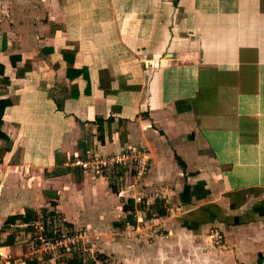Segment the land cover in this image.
Returning <instances> with one entry per match:
<instances>
[{
	"label": "crops",
	"instance_id": "crops-1",
	"mask_svg": "<svg viewBox=\"0 0 264 264\" xmlns=\"http://www.w3.org/2000/svg\"><path fill=\"white\" fill-rule=\"evenodd\" d=\"M72 51L87 81L66 76ZM0 99V264H23L6 218L50 198L72 228L105 233L130 200L135 225L97 242L117 264L264 261V0H0ZM132 146L148 171L113 192L63 167ZM156 201L165 215L149 218Z\"/></svg>",
	"mask_w": 264,
	"mask_h": 264
},
{
	"label": "built area",
	"instance_id": "built-area-1",
	"mask_svg": "<svg viewBox=\"0 0 264 264\" xmlns=\"http://www.w3.org/2000/svg\"><path fill=\"white\" fill-rule=\"evenodd\" d=\"M152 68H157L158 63L154 61L151 64ZM150 163V154L146 148L140 146H132L128 148H123L118 152L111 153H100V152H83L75 153L74 155L68 157L63 163V167L76 169L80 171L83 175L89 176L91 179H110L116 178L119 181L124 182L126 179H134V183L138 182L139 179L145 177ZM131 192V191H130ZM120 197L121 191L118 193ZM131 197L138 203L141 201V197L134 196ZM35 211L36 220L29 224L28 234L32 235V240L34 246H44V251L48 253H53L54 251L61 254L70 253L76 250H85V246L93 245L87 240L90 239L89 235L82 232L80 229H67L66 234L63 230L59 228L51 230L50 236L46 237L45 229L43 227V220L41 215ZM58 222V220H55ZM55 223V222H54ZM46 224L50 225V221H46ZM27 225H23L25 228ZM66 229V228H65ZM124 233V231H123ZM151 238L156 237V232H152ZM206 238L214 246H221L223 236L220 231L216 228H211L207 231ZM93 241L96 243L99 241L98 235H93ZM93 253V252H92ZM86 254L94 261V264H100L98 260L94 259V254Z\"/></svg>",
	"mask_w": 264,
	"mask_h": 264
},
{
	"label": "trees",
	"instance_id": "trees-1",
	"mask_svg": "<svg viewBox=\"0 0 264 264\" xmlns=\"http://www.w3.org/2000/svg\"><path fill=\"white\" fill-rule=\"evenodd\" d=\"M73 54L74 51L66 53H62V57L67 63V68H66V76L68 78H74L77 77L78 75H82V77L87 81V75H86V70L84 68L80 70H73L71 65H72V59H73ZM85 93L88 92V84L85 88ZM72 97H76V94H72ZM11 105V101L8 99H0V126H1V117L3 110ZM98 139H100V136H98ZM0 140L5 141L7 140L5 135L0 132ZM177 164L182 168L183 163L179 161L178 158H176ZM60 172L53 171L50 174L52 176H58ZM108 186L110 190L113 192L115 191V178H110L107 180ZM182 200L187 203L188 202V188L186 186L183 187L182 190ZM47 205L49 206L50 210L46 209L45 207L39 209L40 215L43 220V227L45 229V235L46 237L50 236L51 230L53 229V224H55V220L60 218L61 221V226L66 228V229H71V225L63 220L61 217L60 213L56 212V202L55 198H50V200L47 202ZM151 212L150 214L147 215V217L150 218V216H158V217H163L165 215V210L161 206V203L159 201H156L153 206H151ZM121 212L124 214L123 219H119L117 222H112V228L113 229H118V230H123L126 226H134V220L131 217L132 213V203L130 200H127L124 202L121 206ZM36 220V213L32 209H26L24 210L23 214H17V215H12L6 218L4 225L9 226V225H14L18 223L20 227L15 228L16 231H22V232H27L29 231V224H32ZM50 221V225L46 224V221ZM23 225H27L25 228ZM13 238L14 235L10 234L6 237V240L3 243V246H9L13 244ZM62 255L67 254L66 256L62 257L60 261L63 262V264H94V261L91 260V258H87L86 262L83 260L81 255L76 252H70V253H62ZM69 255V256H68ZM94 259L98 260L100 264H110L108 258L106 255L100 252L94 253ZM24 264H38L36 260H30V261H23Z\"/></svg>",
	"mask_w": 264,
	"mask_h": 264
},
{
	"label": "rangeland",
	"instance_id": "rangeland-1",
	"mask_svg": "<svg viewBox=\"0 0 264 264\" xmlns=\"http://www.w3.org/2000/svg\"><path fill=\"white\" fill-rule=\"evenodd\" d=\"M189 87H190V85H188V88ZM186 91L189 92L190 90H186ZM169 95H170V93H169ZM49 190H50V188H49ZM47 199H48V197L44 196V200L46 201ZM47 202H48V200L46 201V205H47ZM62 202L65 204V207L71 206V198L69 196H65L63 198ZM44 207L46 209L50 210L48 205L44 206ZM38 213L40 214V212H38ZM57 220H58V222L55 221V224L53 225L55 227V229L59 228L60 230H63V232H65L67 234L68 230L61 226L60 218L57 217ZM74 229L75 228H73V230ZM76 229H80V230H82V232H85L87 235H89L90 239L88 238L87 241L90 244H94V246L93 245L85 246L86 248L84 251L76 250V252H78L81 255L83 260H85V262H86L87 258L89 257V256H86V254L90 255L92 252H93L92 254H94L96 252H102V249H101V246L99 245V243H97V242L95 243L93 241V235H95V234L98 235L99 240H102L103 238H106V236H107L108 237L107 241H112L113 239L118 238L117 234L119 236L122 235V233L120 231L115 232L114 229L112 230L111 227L108 228L109 231H106V233L103 232V228H101V230H99L100 228L92 229L89 227H82V228H76ZM12 230H15V229L13 228ZM111 230H112V232H111ZM28 233L27 232L25 233L22 231H15L14 234H16L17 239L15 242L16 244H15L14 248L15 247L19 248L18 249L19 255L15 259H18L19 261H20V259L22 261L36 260L38 264H63V262L60 260L62 257L66 256L67 254L62 255L56 251H54L53 253H48L47 251H44L45 247L43 245L35 247L33 240H32V235L28 234ZM124 236H125V234H124ZM127 238H128V236H127ZM107 258H108L110 264H117L115 260L110 259V257H108V256H107ZM23 264H24V262H23Z\"/></svg>",
	"mask_w": 264,
	"mask_h": 264
},
{
	"label": "water",
	"instance_id": "water-1",
	"mask_svg": "<svg viewBox=\"0 0 264 264\" xmlns=\"http://www.w3.org/2000/svg\"><path fill=\"white\" fill-rule=\"evenodd\" d=\"M261 264H264V261Z\"/></svg>",
	"mask_w": 264,
	"mask_h": 264
}]
</instances>
